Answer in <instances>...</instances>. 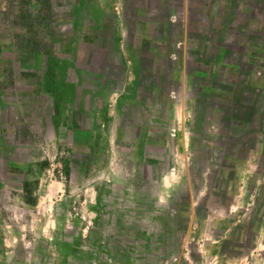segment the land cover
Segmentation results:
<instances>
[{
    "label": "rangeland",
    "instance_id": "374dc122",
    "mask_svg": "<svg viewBox=\"0 0 264 264\" xmlns=\"http://www.w3.org/2000/svg\"><path fill=\"white\" fill-rule=\"evenodd\" d=\"M0 264H264V0H0Z\"/></svg>",
    "mask_w": 264,
    "mask_h": 264
}]
</instances>
